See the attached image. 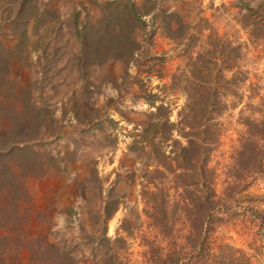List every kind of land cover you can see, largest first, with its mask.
Masks as SVG:
<instances>
[{
  "label": "rangeland",
  "instance_id": "rangeland-1",
  "mask_svg": "<svg viewBox=\"0 0 264 264\" xmlns=\"http://www.w3.org/2000/svg\"><path fill=\"white\" fill-rule=\"evenodd\" d=\"M247 1L258 0H0V18L11 17L0 24V146H6L0 159L7 164L0 173V264H36L30 252L40 242L62 249L75 264H111L113 257L119 264L142 263V237H151L138 181L151 168L149 144L156 138L146 116L152 108L133 95H159L169 120L176 119L184 92L173 85V73L185 58L168 36L187 35L192 25L210 24L214 34L239 45L236 62L248 78H264V45L248 40L244 10L236 7ZM130 5L140 11L134 61L85 59L78 33L100 37L105 18ZM124 68L132 76L137 68H159L162 79L133 80L126 89ZM236 111L220 116L208 159L217 191L237 148ZM248 229L240 220L222 224L215 238L242 247Z\"/></svg>",
  "mask_w": 264,
  "mask_h": 264
},
{
  "label": "trees",
  "instance_id": "trees-1",
  "mask_svg": "<svg viewBox=\"0 0 264 264\" xmlns=\"http://www.w3.org/2000/svg\"><path fill=\"white\" fill-rule=\"evenodd\" d=\"M236 7L244 10L247 21L242 25L248 40L264 45V0ZM139 12L130 5L121 14L107 16L98 38L78 33L84 58L132 63L138 51L134 30L139 23L134 19ZM0 19V24H5L11 17ZM188 29L191 33L187 35L168 36L183 47L185 58L183 68L173 73V85L184 92L176 119L169 120L170 109L159 95H133L152 108L146 116L152 120L156 138L149 144L151 168H144L138 181L141 213L151 237H142L145 247L141 264H264V191L260 190L264 185V78L249 79L236 62L241 56L239 45L214 34L210 24ZM104 48L108 54L102 53ZM112 49L116 52H110ZM148 69L137 68L132 76L124 68L123 75L128 79L124 80V88L128 89L133 80L143 81L152 75L161 81L159 68L156 73ZM227 97L232 99L229 103ZM236 107L233 123L237 126V148L229 156L226 181L217 191L208 159L219 139L220 116ZM30 114L36 116L32 109ZM5 149L0 146V157ZM6 165L0 159V173L7 172ZM250 186L255 191H250ZM109 203L107 196L102 201L105 217ZM237 220L247 222L249 227L245 244L238 247L218 242L215 230ZM126 222L122 219L119 229L124 230ZM30 256L36 264H75L65 251L44 242ZM113 258L111 264H119L117 257Z\"/></svg>",
  "mask_w": 264,
  "mask_h": 264
},
{
  "label": "crops",
  "instance_id": "crops-1",
  "mask_svg": "<svg viewBox=\"0 0 264 264\" xmlns=\"http://www.w3.org/2000/svg\"><path fill=\"white\" fill-rule=\"evenodd\" d=\"M72 168V167H71Z\"/></svg>",
  "mask_w": 264,
  "mask_h": 264
}]
</instances>
